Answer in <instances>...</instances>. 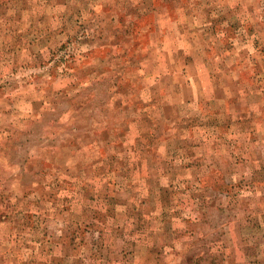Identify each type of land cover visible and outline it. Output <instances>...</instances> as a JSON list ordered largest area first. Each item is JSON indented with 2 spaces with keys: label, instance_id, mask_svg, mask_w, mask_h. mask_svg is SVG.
<instances>
[{
  "label": "rangeland",
  "instance_id": "rangeland-1",
  "mask_svg": "<svg viewBox=\"0 0 264 264\" xmlns=\"http://www.w3.org/2000/svg\"><path fill=\"white\" fill-rule=\"evenodd\" d=\"M0 264H264V0H0Z\"/></svg>",
  "mask_w": 264,
  "mask_h": 264
},
{
  "label": "trees",
  "instance_id": "trees-1",
  "mask_svg": "<svg viewBox=\"0 0 264 264\" xmlns=\"http://www.w3.org/2000/svg\"><path fill=\"white\" fill-rule=\"evenodd\" d=\"M142 16H138V20L141 18ZM140 28H128V31L126 32L127 34H130V36H137L139 34ZM57 62L55 64H53V66L57 65ZM83 71V70H82ZM81 71V73H82Z\"/></svg>",
  "mask_w": 264,
  "mask_h": 264
}]
</instances>
